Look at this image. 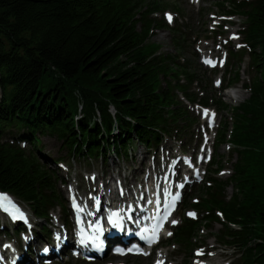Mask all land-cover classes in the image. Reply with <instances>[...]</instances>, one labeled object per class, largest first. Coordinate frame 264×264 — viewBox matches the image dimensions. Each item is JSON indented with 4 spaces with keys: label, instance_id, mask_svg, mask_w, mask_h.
<instances>
[{
    "label": "trees",
    "instance_id": "obj_1",
    "mask_svg": "<svg viewBox=\"0 0 264 264\" xmlns=\"http://www.w3.org/2000/svg\"><path fill=\"white\" fill-rule=\"evenodd\" d=\"M217 6L245 18L244 43L259 73L244 85L250 95L238 107L206 91L193 93L200 81L190 65L149 43L164 29L153 17L164 10L160 0H0V190L46 222L52 210L66 209V199L63 179L38 159L41 137L57 140L71 158H106L110 151L126 157L135 143L157 149L164 136L195 124L180 94L189 104L233 112L231 127L224 122L216 134L215 149L229 143L237 158L232 175L220 181L214 175L222 161L213 157L199 203L188 196L182 204L201 211L202 220L184 219L173 240L190 247L201 227L217 223L214 236L236 250L234 264H264V0ZM183 35L173 34L179 49ZM238 78L235 71L228 84Z\"/></svg>",
    "mask_w": 264,
    "mask_h": 264
},
{
    "label": "rangeland",
    "instance_id": "obj_2",
    "mask_svg": "<svg viewBox=\"0 0 264 264\" xmlns=\"http://www.w3.org/2000/svg\"><path fill=\"white\" fill-rule=\"evenodd\" d=\"M160 1L164 10L161 14H155L153 17L157 21L161 20L163 22L164 29L155 30L151 35L149 43L157 45L159 47V54L162 56H175L180 64L190 65L189 70L196 73L200 81L198 85L193 86V93H197L199 96H204L205 91L212 93L214 96L220 97L222 101L230 107H238L242 104L250 95V92L243 88L245 87L244 85L250 86L254 79L258 78L259 74L257 69L251 65L252 56L250 49L243 44V25L245 23V18L239 14H235L233 17L228 19V21L221 22L223 18L221 15L227 14H224V12L219 9L217 3H221L224 0H202L198 5H191L188 0ZM236 1L239 2L243 0ZM226 9L228 10L229 7L227 6ZM166 13H169L172 16V19H166ZM177 29L184 33L183 36L186 39L183 44V49L177 48L173 41V34L177 31ZM230 35L234 36L235 39H231ZM204 52L210 53L212 56L219 55L218 67H221V63L224 60L222 55L227 54L223 70H210L209 68L201 65V55ZM232 53L237 54V57L233 58ZM235 71L239 74V78L238 81L231 87L235 89L237 88L240 92L245 94V98L240 102L231 101L226 94L222 92V90L219 91L217 89L219 78L222 79V84L226 85V83L233 80ZM260 74H262V72H260ZM209 81L212 85L210 89L208 88ZM161 86L164 87L165 84L162 83ZM179 98L187 106L188 113L196 119L195 124L192 127L187 128L184 133H181V135H179L178 132L177 134L174 133L166 136L165 143L163 141L164 146H160L155 151L146 150V148L142 145L135 143L131 147L132 150L127 153L126 157L117 156L110 151L106 158H71L66 154L65 149L61 147V144L57 140L51 137H41V149L38 159L40 163L43 165L45 164L49 169L55 170L63 179V183L59 184V189L66 199L67 192L70 187H75L76 189L78 188L79 192L84 190L85 195L88 192H91L93 188H97L101 182L97 181L96 184L92 183L91 181L94 178V175L96 177L104 175V181L107 180L112 183V176L116 177L118 174L120 181L123 180V176L125 177L124 179L127 182V187L137 188L143 185L144 182L141 183L140 181L145 175H148L149 178H151L152 161H156L157 170L160 171H162V167L165 164L168 166L176 164L177 167L180 166L181 170H184L186 166H184V159H179V157H181L180 150L184 153V157L187 159L191 156H193L194 159L197 154L201 153L199 147L203 144L204 137L200 130L202 128L206 129V119L200 117L199 109L213 111L216 114L218 125L212 132L215 137L216 133L221 128L222 123L228 122L229 127H231L234 119L232 116L233 112L231 111L223 112L217 110L213 106L202 107L198 104L190 105L184 101L181 95H179ZM183 123L184 122H179V125L182 126ZM24 147L27 148L29 146L24 145ZM211 148L214 152L213 156L220 158L223 166V170L219 174L214 175V177L220 181H226L232 175L233 164L237 158L236 150L229 144L221 146L218 149H215V145ZM202 157L204 158V154ZM57 158H62V160L54 161ZM59 162L63 163L62 168L57 166V163ZM207 167L208 165L206 166V169ZM206 169L201 172L204 174L201 181L187 186L184 190L183 198L174 214V218L181 219V221L184 218L192 219L189 217V214L191 213V210H196L193 207H188L185 211H183L181 204L188 196H190L191 202L197 203L196 201L199 200L201 195L199 189L203 184L204 178L207 177V173H205ZM135 172H137V175L133 176L132 173ZM160 174H162V172ZM182 175H184L183 172ZM182 178H180V180ZM225 191L226 196L230 197L234 192L233 185L227 187ZM84 199H87V196H85ZM22 205L24 206V209L26 208L25 210L30 218V228L32 233L34 231H39V229H41L44 225H47L48 222L34 219L31 213H29L28 207L24 204ZM67 207L68 204L66 205V210L64 211L60 208H56L51 212V223L49 225L51 228L50 233L54 234V230L58 229L60 231L71 229L72 225H70L69 222L70 218L66 213V211L69 212ZM192 220H198L197 216ZM1 224L4 225L3 218H0V225ZM51 224H57V227H54ZM4 229L7 230L5 225L1 231L2 233L4 232ZM220 229L221 226L218 224H214L211 228H200L197 236L198 238L192 241L193 244L190 247H183L181 244H177L173 238L168 241L167 244H165V241H162L160 245L162 250L166 251V257L169 260L174 261L176 264H200L195 261L194 254L196 251L206 253L202 259L205 260L203 262L204 264H234L236 258L238 257V254L235 253L236 250L224 247V245L218 241L217 237L214 236L220 231ZM170 230L173 231L174 228L171 227ZM8 231L11 233V230ZM165 233L166 235L170 234L168 230ZM29 236L33 238L30 240V243H32L31 249L34 253L30 254L25 251L26 260L22 264H83V262L75 260L66 261L65 256L62 258V262H60L59 258H54L51 251L50 257L52 260H43V258L40 257V251L44 245H50L51 248L52 241L41 237L34 239L33 236ZM3 237L4 236L0 237V239H2L0 242H3ZM20 237V235H14V239H12V237L9 240H15L18 244H20ZM1 245L2 244H0V246ZM214 245L216 248L218 247L219 250L210 253L211 250H209V247ZM122 260L126 263L131 262L132 264H155V257L125 258ZM89 264H100V262L98 261Z\"/></svg>",
    "mask_w": 264,
    "mask_h": 264
},
{
    "label": "bare ground",
    "instance_id": "obj_3",
    "mask_svg": "<svg viewBox=\"0 0 264 264\" xmlns=\"http://www.w3.org/2000/svg\"><path fill=\"white\" fill-rule=\"evenodd\" d=\"M233 32V31H232ZM163 38V37H161ZM231 101H234V102H240L242 101L244 98H245V94L243 92H240L238 89H235L233 91H230L227 93L226 95ZM172 166V164H171ZM141 169V168H139ZM133 176L137 175V172L135 173H132ZM134 180V179H132ZM135 181V180H134ZM127 189H130V187H127ZM60 238H57L59 243H61V247L64 249V246L65 244H67L70 240H68L67 236L65 234H62V233H58ZM56 234V235H58ZM29 235L33 236L34 239H36L37 237L33 234H27V235H23L21 238H20V246L19 248L17 249L18 251V255L20 256V263H23L25 262L26 260V252H32V243H30L31 239H33L32 237H30ZM54 237L55 235H52V239L54 240Z\"/></svg>",
    "mask_w": 264,
    "mask_h": 264
},
{
    "label": "snow or ice",
    "instance_id": "obj_4",
    "mask_svg": "<svg viewBox=\"0 0 264 264\" xmlns=\"http://www.w3.org/2000/svg\"><path fill=\"white\" fill-rule=\"evenodd\" d=\"M190 215H192V214H190ZM173 223H175V221H173ZM150 242H155L154 238ZM157 264H161V262H157Z\"/></svg>",
    "mask_w": 264,
    "mask_h": 264
}]
</instances>
